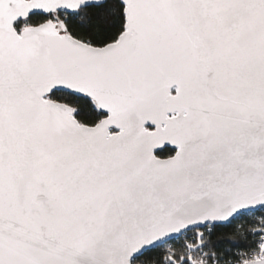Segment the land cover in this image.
I'll return each instance as SVG.
<instances>
[{"label": "snow or ice", "instance_id": "snow-or-ice-1", "mask_svg": "<svg viewBox=\"0 0 264 264\" xmlns=\"http://www.w3.org/2000/svg\"><path fill=\"white\" fill-rule=\"evenodd\" d=\"M0 264H264V0H0Z\"/></svg>", "mask_w": 264, "mask_h": 264}]
</instances>
